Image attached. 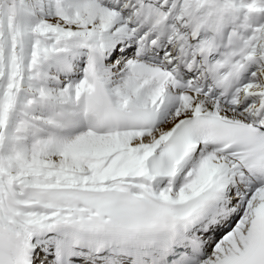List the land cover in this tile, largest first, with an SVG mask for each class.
<instances>
[{
  "label": "snow or ice",
  "instance_id": "6c2138e0",
  "mask_svg": "<svg viewBox=\"0 0 264 264\" xmlns=\"http://www.w3.org/2000/svg\"><path fill=\"white\" fill-rule=\"evenodd\" d=\"M0 264H264V0H0Z\"/></svg>",
  "mask_w": 264,
  "mask_h": 264
}]
</instances>
